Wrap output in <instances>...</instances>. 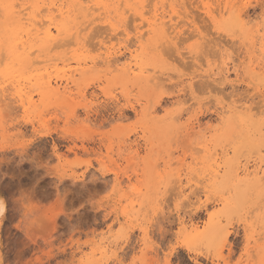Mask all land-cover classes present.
<instances>
[{
	"label": "rangeland",
	"instance_id": "rangeland-1",
	"mask_svg": "<svg viewBox=\"0 0 264 264\" xmlns=\"http://www.w3.org/2000/svg\"><path fill=\"white\" fill-rule=\"evenodd\" d=\"M221 1L160 3L159 16L182 30L169 44L150 33L155 12L145 1L144 19L125 14L129 35L97 21L80 43L62 41L31 66L11 61L0 21V264H110L113 253L159 264L173 238L203 251L202 264L261 259L264 8L233 0L241 20ZM130 52L160 84L124 77ZM112 53L118 68L107 62ZM44 75L73 76L70 96H39ZM23 94L35 103L22 106ZM192 256L181 248L169 262L192 264Z\"/></svg>",
	"mask_w": 264,
	"mask_h": 264
},
{
	"label": "bare ground",
	"instance_id": "bare-ground-1",
	"mask_svg": "<svg viewBox=\"0 0 264 264\" xmlns=\"http://www.w3.org/2000/svg\"><path fill=\"white\" fill-rule=\"evenodd\" d=\"M145 1L148 0H3L4 5H14V4L20 5L19 8L6 9L5 7H0V21L6 23L7 25L6 29L8 30L9 33V37H8L9 40H7L9 41L8 43L9 58L11 59V61H14L16 64L19 63L20 65L23 64L26 66H31L32 64H34L33 62L35 61L36 58L42 55H46L50 49L54 48V46H57V44L58 43L60 44L62 41L75 42L77 44L80 43L81 37H84L83 31L86 30L88 27H91L93 24L95 26V23L97 21L107 23L108 24L107 27L110 26L112 31H116L117 29H119V27H124L123 29V31L125 32L124 34L129 35V32L127 31V27H125L127 23L126 21H128L126 20V18L129 16V15L126 16L127 15L126 13L130 11L134 15H137L139 18L144 19L143 8H145L146 5H148ZM151 2H153L152 9H154L155 14L153 18L154 20L146 21L150 33H153V36L158 37L160 42H164V43L166 42L168 44L173 43L175 38L181 33L182 31L180 29L181 27L179 28L177 24L175 26L172 24L169 25L164 20L165 16H163L162 14H161L162 16H159L158 14L159 8L164 5L165 0H151ZM200 2L204 3V0H200ZM221 2H223L224 4L222 9L232 11L231 13H233L234 16L236 14V16L238 18H241L242 20L243 18L242 15L244 14L240 12L241 10L240 11L237 10V12L236 10H234L236 3L233 2V0H223ZM138 4L139 7H137ZM159 4L161 5L160 7ZM122 6L124 7L123 9H121ZM112 12L115 13L113 17L111 16ZM246 13L247 12H245V14ZM102 14L104 15V17L101 16ZM205 14L208 17H211V12L209 10H205ZM80 18H82V20H79ZM134 19H138V18H136L135 16ZM182 21H184V19ZM84 24L86 25L83 26ZM195 26H197V24ZM101 27L104 28L103 26ZM98 29H99V25H98ZM91 31L89 35L91 34ZM139 33L140 32L138 31L136 34ZM141 36L142 35L139 34L136 37L137 39H139L138 37ZM164 47H160V49L161 48L164 49ZM119 57L120 56H115L114 53H112L109 54L106 57V59L108 63L115 62L114 64L118 68L119 65L117 62L120 61ZM82 62L81 60H78V66H80L78 68H81L82 65L87 64V62L85 61L83 62V64ZM96 63L97 62H95L94 60L92 61L93 65H95ZM110 66L112 67V65ZM84 67H88V66H84ZM146 69L142 67L141 64L138 63L137 57L133 55L132 52H130V56L128 57V59L126 58V62L121 67H119V70L123 73L124 77L126 78L128 77L131 80L140 78L142 82H146V83L154 82L155 84L157 83L160 84L159 78H161V76L156 77L154 76L155 74L146 75L147 73ZM222 70L223 72L220 71V73H218V76L220 75V77L222 76L224 77V75L226 76V74H228L231 69L227 65L225 68L223 67ZM72 77L73 76H69L67 78L53 79L51 76H45V75L41 76L37 81L40 89L38 93L39 96L51 95L54 98L57 97L60 99H65L69 97L72 92L69 86V84L73 82ZM209 77L212 79L213 82L216 81V77H213L211 74L209 75ZM154 83L152 85H155ZM162 85L164 86V84ZM20 102L22 106L25 105L31 106L35 103L33 96L31 95L26 96L25 94L20 95ZM156 111L158 110H155V112ZM222 112L223 114H226L224 111ZM219 115H222V113L220 112ZM197 123H198L197 126L201 125L199 122ZM188 129L195 130L196 127L194 126V124H192ZM192 230L197 232L198 226L193 225Z\"/></svg>",
	"mask_w": 264,
	"mask_h": 264
},
{
	"label": "snow or ice",
	"instance_id": "snow-or-ice-1",
	"mask_svg": "<svg viewBox=\"0 0 264 264\" xmlns=\"http://www.w3.org/2000/svg\"><path fill=\"white\" fill-rule=\"evenodd\" d=\"M0 7H5L7 8H19L20 5L19 4H14V5H4L3 4V0H0ZM242 7H251V5L245 3ZM260 8H264V0H262L261 4H260ZM187 52V50H185ZM198 55H202V54H198ZM207 55H211V52H208ZM209 63H211V61H209ZM262 109H264V102H262L261 104ZM260 120H261V124L262 126H264V110L261 111L260 113ZM261 151L264 152V143H262L261 146ZM34 164L37 167H44L43 162L37 158L36 160H34ZM40 178L37 177V180H39ZM7 196L6 193H0V215H2L6 209V203H5V199L3 197ZM186 199V198H185ZM163 200L158 201L156 208H157V212H159L160 210V206L163 205ZM180 206V202L177 201L176 203V207ZM137 229L139 231H143V227L137 226ZM118 238L123 241L125 239H127V235L124 232V228L121 227V230L119 233H117ZM227 236V231H223L221 232L220 236H219V243L220 245H226V239L225 237ZM251 239V238H249ZM262 239H264V237H262ZM184 249L186 250L188 253H192V264H202V258L204 257L205 253L201 250H199V248L194 247L189 241L185 240L183 243H181L179 241V239L177 238H173L172 244L168 245V252L164 253L162 255V258L159 262V264H177L176 260H173L171 262H169V256H175L177 253L178 249ZM225 252L227 251V248L225 247ZM261 259L256 262V264H264V248L261 249L260 253H259ZM53 264H55V262H53ZM110 264H132V262L126 260V259H121L120 256L116 255V253H113V258L110 260ZM221 264H225V262H221ZM236 264H240L239 261H236Z\"/></svg>",
	"mask_w": 264,
	"mask_h": 264
}]
</instances>
